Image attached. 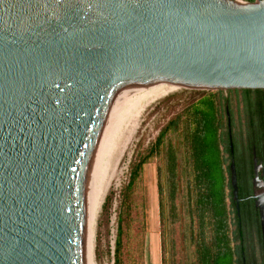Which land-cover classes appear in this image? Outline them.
I'll list each match as a JSON object with an SVG mask.
<instances>
[{
    "label": "water",
    "instance_id": "95a60500",
    "mask_svg": "<svg viewBox=\"0 0 264 264\" xmlns=\"http://www.w3.org/2000/svg\"><path fill=\"white\" fill-rule=\"evenodd\" d=\"M176 87L264 89V0H0V264H113L126 150Z\"/></svg>",
    "mask_w": 264,
    "mask_h": 264
},
{
    "label": "trees",
    "instance_id": "16d2710c",
    "mask_svg": "<svg viewBox=\"0 0 264 264\" xmlns=\"http://www.w3.org/2000/svg\"><path fill=\"white\" fill-rule=\"evenodd\" d=\"M219 92H204L187 103L138 151L120 193L114 264H145V166L151 163L156 166L162 263L167 264L168 240L170 264H241L224 138L228 99ZM107 198L110 202L112 194Z\"/></svg>",
    "mask_w": 264,
    "mask_h": 264
},
{
    "label": "flooded vegetation",
    "instance_id": "af4514ba",
    "mask_svg": "<svg viewBox=\"0 0 264 264\" xmlns=\"http://www.w3.org/2000/svg\"><path fill=\"white\" fill-rule=\"evenodd\" d=\"M225 92L224 138L229 143V166L234 161L237 173L233 223L240 262L264 264V89Z\"/></svg>",
    "mask_w": 264,
    "mask_h": 264
},
{
    "label": "rangeland",
    "instance_id": "374dc122",
    "mask_svg": "<svg viewBox=\"0 0 264 264\" xmlns=\"http://www.w3.org/2000/svg\"><path fill=\"white\" fill-rule=\"evenodd\" d=\"M248 1V0H243ZM220 91L221 97L226 98V90ZM209 92L203 90H192L186 88H177L163 95L151 107H149L140 118L138 125L132 134L128 148L125 154V165L122 172L116 211L113 234V264L115 241L117 235V216L120 204V193L122 187L128 182L130 166L134 161L139 150L146 148L153 142L158 135L160 129L165 125L170 117L180 111L187 103L197 99L202 93ZM156 166L155 164H147L145 166V187L148 195V221L149 233L147 234L145 243V264H163L161 260L160 245H159V209L158 195L156 187ZM167 264H170L169 241L167 240ZM150 250V251H149Z\"/></svg>",
    "mask_w": 264,
    "mask_h": 264
},
{
    "label": "bare ground",
    "instance_id": "6f19581e",
    "mask_svg": "<svg viewBox=\"0 0 264 264\" xmlns=\"http://www.w3.org/2000/svg\"><path fill=\"white\" fill-rule=\"evenodd\" d=\"M177 88H178V87H176V88H174V89H177ZM174 89H172V90H174ZM172 90L166 92L165 94H168V93L171 92ZM165 94H164V95H165ZM137 125H138V124H137ZM136 127H137V126H136ZM135 130H137V129L135 128ZM135 130H134V131H135Z\"/></svg>",
    "mask_w": 264,
    "mask_h": 264
},
{
    "label": "crops",
    "instance_id": "0c3cea01",
    "mask_svg": "<svg viewBox=\"0 0 264 264\" xmlns=\"http://www.w3.org/2000/svg\"><path fill=\"white\" fill-rule=\"evenodd\" d=\"M160 235V234H159ZM160 238V237H159ZM159 245H160V253H161V242H160V239H159ZM150 251V250H149ZM161 256V255H160Z\"/></svg>",
    "mask_w": 264,
    "mask_h": 264
},
{
    "label": "built area",
    "instance_id": "2783aa9c",
    "mask_svg": "<svg viewBox=\"0 0 264 264\" xmlns=\"http://www.w3.org/2000/svg\"><path fill=\"white\" fill-rule=\"evenodd\" d=\"M236 1H238V2H245V1H243V0H236Z\"/></svg>",
    "mask_w": 264,
    "mask_h": 264
}]
</instances>
